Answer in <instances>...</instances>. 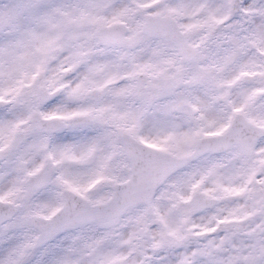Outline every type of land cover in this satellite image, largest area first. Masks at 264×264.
I'll use <instances>...</instances> for the list:
<instances>
[{
    "label": "snow or ice",
    "instance_id": "snow-or-ice-1",
    "mask_svg": "<svg viewBox=\"0 0 264 264\" xmlns=\"http://www.w3.org/2000/svg\"><path fill=\"white\" fill-rule=\"evenodd\" d=\"M0 264H264V0H0Z\"/></svg>",
    "mask_w": 264,
    "mask_h": 264
}]
</instances>
